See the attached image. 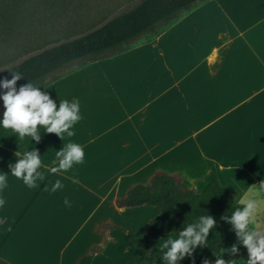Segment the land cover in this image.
Returning a JSON list of instances; mask_svg holds the SVG:
<instances>
[{
	"label": "crops",
	"instance_id": "obj_1",
	"mask_svg": "<svg viewBox=\"0 0 264 264\" xmlns=\"http://www.w3.org/2000/svg\"><path fill=\"white\" fill-rule=\"evenodd\" d=\"M158 171L264 207V0H198L0 114V264H77L103 240L91 264L145 255L106 222L187 250L146 239L157 208L115 206Z\"/></svg>",
	"mask_w": 264,
	"mask_h": 264
},
{
	"label": "trees",
	"instance_id": "obj_2",
	"mask_svg": "<svg viewBox=\"0 0 264 264\" xmlns=\"http://www.w3.org/2000/svg\"><path fill=\"white\" fill-rule=\"evenodd\" d=\"M197 1L141 0L95 30L1 70L0 102L8 105L4 112L22 105L75 67L119 55L133 40L148 33L156 35L157 29L169 26ZM26 2L12 1L4 6L0 3V26L12 21L13 11L21 13L26 9ZM144 205L159 211L146 224V239L156 241L172 234L185 243L187 250L180 252L173 243L152 246L141 236L106 222L101 226V234L105 230H120L145 252L143 257L125 264H224L222 250L226 245L237 252L234 264H264V237L256 244L263 255L251 256L253 251L247 245L256 235L237 226V220L247 214V209L234 201L216 180L197 192L189 189L178 174L158 171L146 183L132 186L124 196L115 199L119 209ZM105 243L103 240L102 245L92 246L77 264H91Z\"/></svg>",
	"mask_w": 264,
	"mask_h": 264
},
{
	"label": "rangeland",
	"instance_id": "obj_3",
	"mask_svg": "<svg viewBox=\"0 0 264 264\" xmlns=\"http://www.w3.org/2000/svg\"><path fill=\"white\" fill-rule=\"evenodd\" d=\"M12 1L18 0H0V3L4 6ZM26 1V9H22L21 13L13 11L12 21L0 26V71L18 64L26 57L95 30L141 0ZM7 106L4 102H0V114L6 110ZM237 221L241 231L256 234V238L251 239L247 245L253 251L250 255H263L256 244L264 237V207H252L248 214ZM170 238L174 236H168V239ZM177 240L185 249L184 242ZM177 249L180 252H186V250ZM236 257L235 250L228 245L223 247L224 264H234Z\"/></svg>",
	"mask_w": 264,
	"mask_h": 264
}]
</instances>
